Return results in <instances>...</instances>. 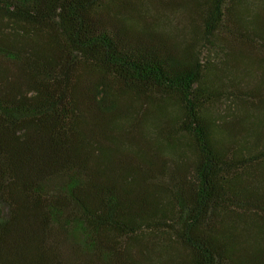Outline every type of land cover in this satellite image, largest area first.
Returning a JSON list of instances; mask_svg holds the SVG:
<instances>
[{
    "label": "trees",
    "instance_id": "1",
    "mask_svg": "<svg viewBox=\"0 0 264 264\" xmlns=\"http://www.w3.org/2000/svg\"><path fill=\"white\" fill-rule=\"evenodd\" d=\"M0 264H264V0H0Z\"/></svg>",
    "mask_w": 264,
    "mask_h": 264
}]
</instances>
